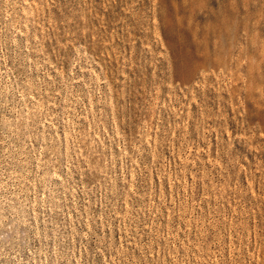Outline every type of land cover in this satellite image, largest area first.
<instances>
[{
    "label": "rangeland",
    "instance_id": "1",
    "mask_svg": "<svg viewBox=\"0 0 264 264\" xmlns=\"http://www.w3.org/2000/svg\"><path fill=\"white\" fill-rule=\"evenodd\" d=\"M0 264H264V0H0Z\"/></svg>",
    "mask_w": 264,
    "mask_h": 264
}]
</instances>
